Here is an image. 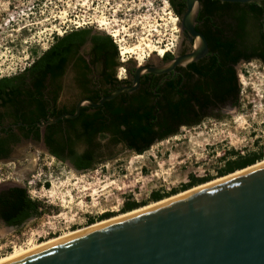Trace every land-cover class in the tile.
I'll list each match as a JSON object with an SVG mask.
<instances>
[{"label":"rangeland","instance_id":"rangeland-1","mask_svg":"<svg viewBox=\"0 0 264 264\" xmlns=\"http://www.w3.org/2000/svg\"><path fill=\"white\" fill-rule=\"evenodd\" d=\"M101 19L106 25L100 24ZM179 26L168 0H0V76L27 69L55 37L82 28L109 35L117 46L119 66H136L134 56L120 55L122 44L140 43L147 53L144 44L149 41L172 53ZM162 58L149 54L143 64ZM125 70L120 66L116 73L123 77ZM67 74L60 100L69 105L76 93L69 85L72 73ZM236 74L238 105L229 104L195 126L181 127L177 135L141 155L112 147L104 152L111 154L110 160L75 172L39 145L12 147L11 155L0 161V186L25 187L42 210L38 218L14 229L0 223V258L124 213L125 203H136L138 208L156 202L151 193L164 199L186 191L193 188H182L191 177L219 178L217 172L235 154L259 153L264 160V65L257 60L240 63Z\"/></svg>","mask_w":264,"mask_h":264},{"label":"trees","instance_id":"trees-1","mask_svg":"<svg viewBox=\"0 0 264 264\" xmlns=\"http://www.w3.org/2000/svg\"><path fill=\"white\" fill-rule=\"evenodd\" d=\"M168 2L171 5V1ZM234 5L235 28L232 29V34L236 41L229 34L221 36L218 31L208 27L205 37L211 51H217L219 58L215 54L211 64L206 65L207 71L199 72V78L195 82L178 81L171 85V88H157L156 91L142 86L133 98L125 95L118 104L109 101L99 107L100 109L97 108V112L84 115L78 131H75L72 120H59L55 126L64 122L67 127L61 129L63 133L60 141L48 138L49 154L61 162L69 160L79 171L92 170L111 159V154L104 152L107 153L112 147L121 146L124 150L141 155L154 144L177 135L181 127L199 124L203 118L210 116L203 110L210 102L224 106L234 100L233 105H238L239 85L233 66L241 59L250 58H258L264 64V1ZM215 18L213 14L206 17L212 23ZM91 32L90 29L82 28L55 37L51 45L31 63L24 72L33 76L34 91H30V102H36L40 106L35 96L38 95L43 76H59L70 63H73L77 70L83 67L87 72H90L91 65L100 64L104 68H112L117 64L118 50L113 39L104 33ZM87 40L91 43L89 62L78 54ZM163 58H171V54L166 52ZM11 82L12 79L8 78L0 80V91L6 89V86L16 91L17 88L11 86ZM86 110V107L83 108V111ZM73 132L77 138H83L85 141L80 145V151L78 145L70 141ZM3 148L0 144V151ZM261 159L262 155L259 153L245 156L235 154L232 160L226 159L224 168L217 174L220 178L260 162ZM208 180L210 179L206 177H191L189 183L182 188L186 190ZM150 198L159 201L163 196L154 192ZM137 206L133 202L125 203L122 210L130 211ZM38 208L39 202L31 199L25 188L14 185L0 192V219L5 226L20 227L32 216L40 214Z\"/></svg>","mask_w":264,"mask_h":264},{"label":"water","instance_id":"water-1","mask_svg":"<svg viewBox=\"0 0 264 264\" xmlns=\"http://www.w3.org/2000/svg\"><path fill=\"white\" fill-rule=\"evenodd\" d=\"M187 6L180 29L195 39L192 53L159 67H137L132 86L98 102L81 99L73 114L46 123L74 118L82 106L99 107L121 92L136 90L144 73L169 72L204 56L206 39L194 28L198 0H187ZM65 163L80 172L68 160ZM5 264H264V165Z\"/></svg>","mask_w":264,"mask_h":264},{"label":"flooded vegetation","instance_id":"flooded-vegetation-1","mask_svg":"<svg viewBox=\"0 0 264 264\" xmlns=\"http://www.w3.org/2000/svg\"><path fill=\"white\" fill-rule=\"evenodd\" d=\"M170 1L171 9L179 19L180 25L184 15L188 11L187 0ZM234 4L236 3L221 2L218 0H198V6L194 19L195 30L205 37V33L207 31L206 29L210 27L213 30L218 31L221 36L229 34L230 37H233L235 40V36L232 34V29L234 30L235 28V21L233 20L235 16ZM212 14L216 16V18L213 20V23L206 19V17H211ZM206 42L207 51L204 56L191 63L176 66L169 72H163L161 74L144 73L139 78V84L136 90L132 92H121L114 98L103 102V104L109 101H113L114 104H118V102H120L125 95L129 98H133L137 90H139V88L142 86H147L153 91H156L157 88H171V85L173 86V84L178 81H181V83L195 82L197 78H199V72L203 73L204 71H207L206 65L211 64L213 56L216 54L217 58H219L217 51H211L207 39ZM196 45L195 39L191 38L190 34L186 30L180 29L176 48L174 52L170 53L171 58H162L157 60L156 63L150 61L136 66L125 65L122 63L120 66H125L126 68L123 77H120L118 73H116V69L120 67L118 62L112 68H104L100 64L93 66L91 65L89 66L90 72H87V70L83 67L78 68L77 70L74 68L73 63H70L65 69L64 73L59 76H52L51 74H46L43 76L41 84L39 85V91H37L38 95L35 96V98L40 102V106L37 105L36 102H30V91H34L33 76L29 75L28 73L25 74L24 72L26 69H23L19 73H14L13 75L0 76V80L6 78L12 79L10 85L17 88L16 91H12L8 89V86H6V89L0 91V144L4 147L3 150L0 151V161L7 159L12 153V147L18 145H44L47 152L49 153L47 147L48 138L50 140L60 141L63 133L61 129H65L67 124L63 122L60 126H55L59 120L52 124H47V120L55 119L62 114H73L75 112L77 103L81 99H89L91 101L96 100L93 102H98L103 97L111 95L114 91L123 86H132L134 71L137 67H159L165 65L175 56L192 53L196 49ZM85 46L88 47L86 53H84ZM90 48L91 43L89 40H87V42L80 48L78 53L87 62L90 61ZM253 60L261 62L258 58H250L248 60L241 59L233 66V69L236 72L237 66L240 63H246ZM68 71L72 73L70 76L71 83H68L74 88V92L76 93V96L71 98L72 101L70 99L69 105L66 103H61L60 100L67 81ZM229 104H234V100H230L224 106H222L220 103L212 104L210 102L203 110L209 115L218 114L222 111L223 107H227ZM102 105L99 107H102ZM85 107L87 110L83 111V108ZM99 107L92 108L88 106H82L78 115L69 119L72 120L75 131L79 130L78 128H80L84 115L97 112L98 109H100ZM196 109L198 108L196 107ZM72 136L73 137L70 139V141H72L73 144L80 146L85 143L83 138L76 137V133L73 132ZM11 186L14 185L0 186V192L9 189ZM16 186L25 188L17 184ZM41 210L42 206L39 203L38 211L40 214L38 216H32L28 220L38 218L41 215ZM0 223L5 225L1 219ZM53 234L55 233L53 232Z\"/></svg>","mask_w":264,"mask_h":264},{"label":"bare ground","instance_id":"bare-ground-1","mask_svg":"<svg viewBox=\"0 0 264 264\" xmlns=\"http://www.w3.org/2000/svg\"><path fill=\"white\" fill-rule=\"evenodd\" d=\"M172 21L176 22L177 19L173 18ZM99 22H100V24L102 26L106 25V22L103 19L99 20ZM179 32H180V30H179ZM144 46H145L144 48L147 49V53H145L142 50L143 46L141 47L140 43H137L136 45L135 44L134 45L122 44L119 47V53H120L121 56H123V55H132V56H134V59L138 60V65H142L143 62H144L145 56H147L149 54L152 55L154 53H157V55H159V56H163L168 50V49H163V48H158V47L156 48L155 46L150 45L149 41H148V43H145ZM121 60H123V59H121ZM139 67H141V66H139ZM262 165H264V160H262L260 162H257L254 165L249 166V167H247V168H245L243 170L235 171V172H233L231 174L222 176L220 178L213 179V180H211L209 182L203 183V184L195 186V187L193 186V188H190V189H188L186 191L171 195L170 197L161 199V200L156 201V202H152V203H150L148 205H145V206H142V207H139V208H135L133 210H130V211H127V212H124V213H120V214H118L116 216H112V217H110L108 219L93 223L91 225L85 226L83 228H79V229L74 230V231L63 233L60 236L49 238V239H47V240H45L43 242H39L37 244L31 245L30 247H28L26 249L14 250L12 253L6 255L5 257L0 258V264H5V263H8V262H11V261L16 260L18 258H21V257H23L25 255L32 254V253H34L36 251H39V250H41V249H43L45 247H48L50 245L60 243L62 241L68 240V239H70L72 237L84 234L86 232H89V231H92V230H95V229H98V228H101V227H104V226H106V225H108V224H110L112 222L118 221L120 219H124V218L130 217V216L142 213V212L147 211L149 209H152L154 207L164 205V204H166V203H168V202H170V201H172L174 199H177L179 197L187 195V194H189L191 192L200 190V189H202L204 187H208V186H210L212 184L218 183V182L223 181L225 179H229L231 177H235L237 175L243 174L244 172H247L249 170L258 168V167H260Z\"/></svg>","mask_w":264,"mask_h":264}]
</instances>
